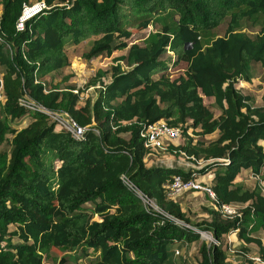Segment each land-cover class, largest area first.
Instances as JSON below:
<instances>
[{
	"label": "trees",
	"instance_id": "trees-1",
	"mask_svg": "<svg viewBox=\"0 0 264 264\" xmlns=\"http://www.w3.org/2000/svg\"><path fill=\"white\" fill-rule=\"evenodd\" d=\"M35 1L47 8L17 30L23 5ZM0 6V145L11 136L10 150L0 149V264H49L55 250L79 249L96 255L76 264H168V245L182 241H199L197 264H236L223 238L231 233L241 251L248 255L253 243L264 259L257 235L264 229V93L263 103L255 104L237 87L251 79L254 62L264 71V0H0ZM226 17L225 34L215 35ZM254 17L261 26L250 35L241 21ZM131 28L146 30L141 42L126 40ZM91 37L85 57L126 53L96 71L88 84H99V94L80 102L74 84L51 87L45 78L69 65L67 41ZM181 61L185 68L171 77L168 70ZM24 93L51 110L68 111L86 126L83 138L21 106ZM204 98L219 109L217 116ZM26 115L27 124L11 125ZM159 119L179 126V139L186 137L170 149L204 165L147 163L159 150L146 147L140 131ZM243 168L258 178L251 188L236 180ZM175 175H209L216 199L241 215L225 218L211 206L209 217L193 221L166 195ZM193 228L210 231L216 242Z\"/></svg>",
	"mask_w": 264,
	"mask_h": 264
},
{
	"label": "rangeland",
	"instance_id": "rangeland-1",
	"mask_svg": "<svg viewBox=\"0 0 264 264\" xmlns=\"http://www.w3.org/2000/svg\"><path fill=\"white\" fill-rule=\"evenodd\" d=\"M227 21L228 17L224 18L222 22L214 28V34L215 35H223L225 34L226 27H227ZM261 26V18H244L241 21L240 29L242 31H245L249 33L250 35H254L256 32H258L259 28ZM132 29V34L130 37L126 38V40L132 41H138L141 42V38L143 34L146 32V30L137 32L136 29ZM98 37V36H94ZM94 37H91L88 40H83L78 44L70 43L69 41L65 44V49L67 50L68 57H69V65L66 66L64 69L59 70L57 72L48 74L45 78V81L48 82L49 86H54L57 88H65V86L69 84H74L75 87L79 89V100L80 102H83L86 99L94 100L97 95L99 94V89L101 87L95 86L93 84H88V81L91 77L95 76L96 71L101 68L107 70L112 64L116 63L114 57L126 53V49H117L110 52H103L99 55H92L90 57H85L84 52L89 50V47L92 44V40ZM163 57H167L166 59H169V54L165 53ZM120 63L122 64V67L124 69L128 68V65L121 60ZM186 63L184 61L179 62L174 67H171L168 71L171 77L178 76L182 70L185 68ZM1 70V69H0ZM167 71V72H168ZM109 74L107 73L106 76H103L105 80L107 81L109 79ZM237 87L240 88V90L245 93L249 94L255 104H262V94L264 93V71L259 62H254V65L252 67V77L250 80H239L237 83ZM205 104L212 108L215 116L219 114V109L214 105V103L207 98H204ZM30 121V115H26L23 118L13 120L11 121V125L16 128H20L27 124V122ZM188 132L190 135L196 139L198 138V135L192 132L191 128H188ZM127 135V133H125ZM10 134L6 135L5 140L0 145L1 150L9 151L11 144H10ZM214 137V134H209L207 136L208 139H211ZM186 139V137L183 135L180 139L178 138L175 141H170L165 139L164 140V149L157 151L154 155L149 157L148 163H157V164H163L167 166L171 165H177L182 167L183 169H188L190 167L196 168L204 165V160H197L196 162L192 161V158H188L185 154L177 151H173L168 146L169 144L176 145L179 142H182ZM263 143V142H262ZM264 145V143H263ZM154 160V161H153ZM210 175V174H209ZM207 175V177H209ZM204 179V178H202ZM209 183L208 180H205ZM258 181V178L253 175L252 172L249 170L247 171H241V176L239 177L238 182L243 184L246 187H253L256 182ZM260 185L262 186V193L264 194V181H260ZM186 194L181 195L180 197H176V201H180L183 206L186 207L188 203L192 207H186L185 211L188 213L190 218L193 221L199 220L204 217H209V212L207 209L211 207L209 201L206 204V200L199 198V196L196 194L189 193L190 190L185 191ZM183 193V192H182ZM181 193V194H182ZM180 195V194H179ZM90 204L88 203L87 206ZM194 206H197L194 207ZM211 209V208H210ZM207 213L206 216H202L203 214L199 213ZM9 229H13V226H9ZM257 235H259L264 243V229H261L257 232ZM200 237L204 239L206 242L213 241V236L210 231H206L203 233H200ZM224 241L226 242V256L229 260L234 261L236 264H249L248 258L251 255H258V248L255 244L251 243L248 244V255L241 251L238 247H240V243L235 241V239L230 240L229 235L223 236ZM198 245L199 241H193V242H179L177 244L170 243L168 245L169 250V257H168V264H197L198 260ZM175 250H178L177 253H175ZM173 251V254H172ZM67 254V260L64 264H76V263H84L89 260H92L95 258V252L93 250H86L83 251L81 249L76 251H58L55 250L54 254L51 256V258L47 259V262L49 264H57L58 261L61 259V255ZM247 255V256H246ZM246 257H248L246 259ZM46 262V263H47ZM252 264V263H251ZM258 264V263H254Z\"/></svg>",
	"mask_w": 264,
	"mask_h": 264
},
{
	"label": "built area",
	"instance_id": "built-area-1",
	"mask_svg": "<svg viewBox=\"0 0 264 264\" xmlns=\"http://www.w3.org/2000/svg\"><path fill=\"white\" fill-rule=\"evenodd\" d=\"M44 8H47V5L45 4L44 1H35L30 5L24 4L22 8V12L16 21V29L22 30L24 28L25 21L29 19L31 16L43 10ZM1 38L2 35L0 33V40ZM2 85L3 82L0 76V103L3 101L4 98ZM95 86L101 87L99 84H96ZM71 90L77 94L79 92V89L77 87ZM18 102L21 106L25 107L29 112L39 111L48 115L53 121H55L56 123L55 127L57 129L66 130L73 137L77 139L83 138V135L86 130V126L80 125L70 115L68 111L62 109L58 111L51 110L45 107L44 105H42L40 102L33 99L32 97H30L27 93H24V95L18 99ZM93 130L96 133L99 132L97 128H93ZM180 134H181V128L179 126L170 125L164 119H159L154 122L148 123L144 125L143 129L140 131V135L144 139L145 146L154 150L164 149L165 139L170 141H175L180 137ZM165 189H166V195L172 199H174L179 194L187 190L207 193L210 198L209 201L210 205L215 210L220 212L222 217L231 218L234 216L241 215L240 211L235 206L227 203L219 202L216 199L215 193L211 188V186L209 185V183L203 179H197V178L182 179L180 175H175L173 176L172 180L165 185ZM141 199L144 203L150 205L151 207H153V209L158 211L157 207L153 204L151 200L143 196H141ZM193 229H195L199 233L206 232L196 228ZM213 242L216 241L213 239ZM177 252L178 250H175V253ZM249 258L253 260L254 263L264 264V259H262L259 255H251L249 256Z\"/></svg>",
	"mask_w": 264,
	"mask_h": 264
},
{
	"label": "crops",
	"instance_id": "crops-1",
	"mask_svg": "<svg viewBox=\"0 0 264 264\" xmlns=\"http://www.w3.org/2000/svg\"><path fill=\"white\" fill-rule=\"evenodd\" d=\"M0 12H1V6H0ZM146 160H149V158H146ZM154 161V160H153ZM147 163H148V161H147ZM148 164H150V163H148ZM155 164H157V163H155ZM250 171V169L249 168H243V169H241L240 170V172H239V174L237 175V178H236V180L238 181L239 180V177L241 176V171ZM251 172V171H250ZM256 177V176H255ZM204 180H208L209 181V177H204ZM189 193H192V194H194V195H198L199 196V198H201V199H204V200H206V204H207V202L209 201L208 200V196H207V194L206 193H204V192H200V191H190ZM183 194H186V192H183L182 194H180V195H178L177 196V198L178 197H180L181 195H183ZM176 199V197L174 198V200ZM210 203V202H209ZM179 204H180V206H181V208H182V210H184L185 211V209H186V207H192L190 204H192V203H188L187 205H186V207L185 206H183L182 205V203L179 201ZM194 207H196L197 208V206H194ZM199 214H203L202 216H206L207 215V213H199ZM229 239L230 240H234L235 239V241H237V242H239V243H241V240H239V239H237V237H236V235H235V233H231V234H229ZM172 254H173V251H172Z\"/></svg>",
	"mask_w": 264,
	"mask_h": 264
}]
</instances>
